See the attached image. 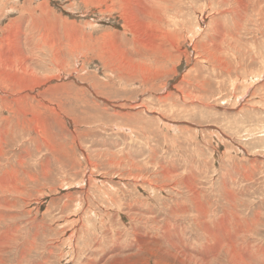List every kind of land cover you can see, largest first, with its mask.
<instances>
[{"label": "rangeland", "instance_id": "374dc122", "mask_svg": "<svg viewBox=\"0 0 264 264\" xmlns=\"http://www.w3.org/2000/svg\"><path fill=\"white\" fill-rule=\"evenodd\" d=\"M0 264H264V0H0Z\"/></svg>", "mask_w": 264, "mask_h": 264}, {"label": "bare ground", "instance_id": "6f19581e", "mask_svg": "<svg viewBox=\"0 0 264 264\" xmlns=\"http://www.w3.org/2000/svg\"><path fill=\"white\" fill-rule=\"evenodd\" d=\"M35 74V73H34ZM12 75V74H11ZM171 104V103H170Z\"/></svg>", "mask_w": 264, "mask_h": 264}]
</instances>
